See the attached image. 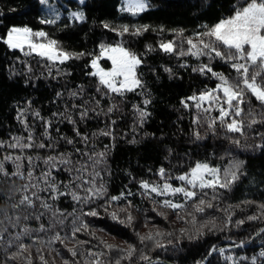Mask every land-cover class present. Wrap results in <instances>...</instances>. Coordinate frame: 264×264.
<instances>
[{"label":"snow or ice","instance_id":"6c2138e0","mask_svg":"<svg viewBox=\"0 0 264 264\" xmlns=\"http://www.w3.org/2000/svg\"><path fill=\"white\" fill-rule=\"evenodd\" d=\"M39 3L46 5L48 0H39ZM79 3L84 5L85 0H79ZM150 7L147 0H124L120 12L136 17L148 11ZM0 15H3L2 11H0ZM59 19V12L53 8L49 18H41L39 23L55 25ZM69 20L84 23L86 16L83 11H74L69 14ZM102 27L114 33L119 39L115 44L101 43L98 54L69 51L63 47L60 41L51 38L47 31L34 30L26 25L8 28L4 35H0V43L5 45L9 51L19 52L23 57L36 59L38 64H42L48 69V77L52 76L53 68H55L57 76L71 75L70 72L58 65L63 66L69 61L91 56L90 63L86 67H90L92 71L87 74L97 79L96 91L102 97L109 98L111 101H114L116 97L123 100L129 93L143 97L142 107L133 105L136 126L143 127L151 116L148 106L152 103L150 95L145 93L146 85L139 72L144 61L142 55L124 46V38L125 36L140 37L148 32L162 35L167 31L173 38L160 39L155 47L152 44L146 45V52L158 51L166 56L175 57L180 61L179 67L184 69L190 67L185 58L191 57L198 62L195 66H191L192 72L216 81L214 87H206L198 94L194 93L180 101L185 110L192 111L194 109L192 116L194 139L198 141L204 138L198 130L199 127H206L207 131L213 135L216 134L217 127H219L226 134H232L226 135L225 139H228L236 147H252L250 145L242 146L241 138L247 140L249 133L257 126H264V0H243L242 3L233 4L232 11L227 17L221 18L213 25L202 24L189 35H185L186 30L182 28L165 29L163 26L153 27L149 24L139 23L113 25L110 22H103ZM204 59L208 63L203 62ZM101 60L110 62V67H103L100 63ZM217 60L226 64L231 71L225 74L223 71L214 70L212 62ZM24 63L27 65L28 73H31V65L27 61ZM163 69L168 73L169 79L175 77L172 68L163 66ZM18 74L10 72L11 76ZM39 78L37 77V79ZM31 79L32 77L29 76L26 83ZM82 92L83 87L81 86L79 90L71 91L69 95L75 99L81 97ZM62 95V93H57V97ZM88 103V101H84L83 104L74 103L71 105L72 109L78 110L79 121L69 112L67 106L65 112L52 113L53 116L59 117L73 126V132L79 141L63 135L54 138L52 136L53 121L43 117L39 110H34L32 113L34 119L40 120L43 127V132L40 134L43 139H38L25 115L27 110L17 109L16 119L27 132V136H13L11 142L8 143L0 141V148H10L19 152L17 155L6 154L0 159V176L9 179L15 177L25 181L18 190L20 199L12 205L13 209L21 207L43 209L38 214L26 215L25 220L39 221L46 214L50 213L51 215L48 228L43 223L38 229H32L25 225L14 237L16 241L20 242L11 252L8 249L13 248V243L8 241L7 248L4 249L6 258L0 264H9L10 261L21 264L22 260L24 264H34L33 245H41L36 248V258L39 260V264H50L43 254V248L47 247L50 253L54 252L56 256H62V253L53 247L56 243L64 246L72 258L71 260L63 259L62 264H124V262L127 264H141V262L143 264H161L159 259L154 260L143 248H138L131 243L127 244L125 248L99 240L98 245L93 246L99 250L84 247L90 245L91 241L78 238V233L88 232L90 228L89 223L83 217L103 219L99 208H103L110 220L127 228H133L140 245L144 247L151 245L150 251L159 249L167 251L170 245L174 248L175 244L171 239L174 236L177 241L181 239L195 241L202 239L208 232H214L218 218L205 217L208 209L215 208L224 212L226 220L220 231L225 230L231 223L234 214L230 209L239 207V205L229 204L226 208L221 209L217 202L223 199L225 193L231 192L241 175L245 174L242 171L245 161L238 158L230 159L223 168L214 166L207 161H196L180 174H173L161 166L155 174L159 178L158 180L142 179L138 181V193H133L128 189L127 192L121 191L119 195L108 196L107 185L101 172L111 174L107 167L109 145H105L104 150L98 152L75 148V153L81 157L76 160H73L72 152L49 154L46 157L38 154L33 157L26 153V150L33 149L54 151L59 141H63L67 145H75L77 142L88 145L93 139L99 137H108L115 141L114 126L117 121L111 119V114L120 111L119 104L113 102L105 110L100 107L99 100H96L95 106L91 108L85 106ZM28 107L31 108V101H28ZM101 115L108 118V123L104 128L97 129L91 136L79 130V123ZM136 126L133 127V131L136 130ZM55 131L59 133V127H56ZM257 137L264 141V131H257ZM129 143L137 144L139 141L133 137ZM255 148L264 151V142L256 143ZM168 154L169 156L172 154V149H168ZM226 155L231 154L226 153ZM36 161H42L45 165L39 174L36 173L38 166ZM6 163L12 164L13 169L6 168ZM61 171L67 172L70 176L66 184L54 175ZM172 181H177L178 184H174ZM72 185L76 187L73 188ZM41 193H47L48 196L44 197ZM136 194L151 202L153 205L151 211L157 216L167 221L169 215H172L173 223L180 222L189 227H181L178 230L179 236H176L174 231H164L159 228H156L155 231L150 230L143 235L139 231H135L136 217L133 215V210L139 211V207L133 204L128 197ZM61 197H71L74 204L80 205V215H76L75 207L71 213H65L56 207L55 203L48 202V200L59 201ZM97 201H103V204L89 207L87 211L83 210L84 205L96 204ZM121 201L124 203L121 204ZM241 203L255 204L258 210L256 214L247 217L248 221H264V203H256L251 200ZM114 205L118 207L116 210L110 211ZM68 216L73 217L70 230L66 231L64 235H61V231H54L57 226L63 229ZM9 219L11 218L9 217ZM15 219L18 222L20 216L17 215ZM150 219L145 217V227H148ZM244 223V220L236 221L237 225ZM34 231L52 232L53 234L47 240L36 237L32 239L31 244L23 243L22 236L31 237ZM260 232H264V228L260 229ZM90 234L92 239H96L94 232ZM165 237L169 238L166 243L164 242ZM3 241L4 235L0 232V243ZM68 244H71L72 247H67ZM236 247H244V242L237 244ZM215 252H219L231 264H238L233 256L224 255L225 249L223 248L212 246L207 255L211 256ZM112 253H116V255L113 256ZM138 253L139 255H137ZM78 256L80 259H77ZM259 257L264 258V250L260 251ZM239 259L248 260L249 258L240 257ZM250 259L251 264H258L256 256H252ZM51 264H55V260ZM197 264H201V262H197Z\"/></svg>","mask_w":264,"mask_h":264},{"label":"trees","instance_id":"16d2710c","mask_svg":"<svg viewBox=\"0 0 264 264\" xmlns=\"http://www.w3.org/2000/svg\"><path fill=\"white\" fill-rule=\"evenodd\" d=\"M149 1L151 7L148 11L132 17L129 14L120 12L122 0H86L84 5H81L78 0H64L67 7H63V17L55 25H42L39 23V20L43 17L39 0H0V11L3 12V15H0V35H4L6 30L12 26L26 25L33 29H44L51 38L60 41L63 47L69 51L98 54L101 43L115 44L119 39L114 33L102 27L103 22H110L113 25L120 23L149 24L153 27L163 26L165 29L182 28L186 30L185 35H189L202 24L213 25L221 18L227 17L232 11L233 4L243 2V0ZM58 4L62 7L59 2ZM78 10L85 13L86 21L84 23L69 20V11ZM172 38L167 31L162 35L148 32L140 37L125 36L124 38V46L142 55L144 61L139 68V72L142 74L141 79L146 85L145 93L150 95L152 103L148 106L151 116L143 127L136 126L133 111V105L143 106V97L135 93L127 94L123 100L116 97L114 101H111L109 98L102 97L96 91L97 79L87 74L92 71L90 67H86L90 63L91 56L69 61L63 66L58 65V67L70 72L71 75L57 76L55 68H53L52 76L48 77V69L42 64H38L36 59L26 58L19 52L9 51L5 45L0 43V141L8 143L11 142L13 136H27V132L24 131L23 126L16 119L18 108L27 110L25 115L38 139H43L40 135L43 132V127L40 120L34 119L32 115L34 110H39L43 117L53 121L52 136L54 138L63 135L79 141V138L75 137L73 126L59 117L53 116L52 113L65 112L67 106L69 112L79 121L78 110L72 109L71 105L74 103L79 105L83 104L84 101H88L89 103L85 106L91 108L95 106V101L99 100L100 107L105 110L113 102L119 104L120 111L111 114V119L117 121L114 126L115 141L108 137L93 139L88 145L82 142L67 145L63 141H59L54 151L33 149L31 151L26 150V153L33 157L37 154L46 157L49 154L57 155L60 152H72V158L76 160L81 157L75 153V148L98 152L103 151L105 145H109L107 167L111 174L101 172L107 185L108 196L119 195L121 191L127 192L128 189L133 193H138V181L142 179L148 181L158 180L159 178L155 174L161 166H164L173 174H180L196 161H207L222 168L232 158L245 161L242 169L245 174L241 175L232 191L225 193L223 199L217 202L221 209L226 208L229 204L239 205V207L230 209L234 214L231 223L227 225L224 231H220L226 220L224 212L215 208L208 209L205 217L218 218L216 219L214 232H208L202 239L195 241L187 239L177 241L174 236L171 237L175 244L174 248L170 245L167 251L163 249L150 251L151 245L148 247L140 245L133 228H127L110 220L107 214L104 213L103 208H99L98 210L103 219L83 217L89 223L90 228L88 232L77 234L81 240H90L91 244L84 247H92L93 250H99L93 247L98 245L99 240L125 248L127 244L131 243L138 248H143L154 260H167L174 264H197V262L202 264L208 257L207 253L212 246L220 248L237 245L242 241L246 243L264 226V221L247 220L249 215L257 213L256 205L241 203L245 200L264 203V151L255 148L256 143L264 142L257 137V131H264V126H257L255 130L249 133L247 140L241 138V145H250L252 146L250 148H238L233 145L228 139H225L226 135L232 134H226L219 127H217L215 135L207 131L206 127H199L198 130L204 138L198 141L195 140L192 135L194 109L192 111L185 110L180 101L182 98L191 96L194 93L198 94L206 87H214L216 81L192 72L191 66H195L198 62L191 57L185 58L190 67L184 69L179 67L180 61L175 57L166 56L158 51L146 52V45L152 44L155 47L160 39ZM24 61L31 65V73H28ZM203 62L208 63L206 59ZM102 63L110 65V62L106 60H102ZM163 66L172 68L175 77L169 79V75L164 72ZM212 67L216 71L225 72V74L231 71L226 64L219 60L213 61ZM10 72L19 74L11 76ZM29 76L32 79L26 83ZM37 77L40 78L37 79ZM81 86L83 87L81 97L72 98L69 93L79 90ZM58 92L63 95L57 97ZM28 101H31V108L28 107ZM97 110L99 111V109ZM213 115H216V113H213ZM106 123H108V118L101 115L79 123L78 127L82 133L91 136L97 129L104 128ZM134 126H136L135 131H133ZM56 127H59V133L55 131ZM133 137L139 143H129ZM45 142L47 143V141ZM168 149H172L170 156ZM226 153L231 155H226ZM6 154L17 155L19 152L10 148H0V159ZM36 164L38 165L36 173L39 174L40 170L45 168V165L42 161H36ZM25 165L27 166L26 161ZM5 166L9 170L13 169V165L10 163H6ZM54 175L65 184L70 179L67 172L61 171L54 173ZM24 183L25 181L15 177L9 179L0 176V232L4 235V241L0 243V262L6 258L4 249L7 248L8 241L13 243V248L8 249V251L15 250L20 241H16L14 237L20 233L25 225L32 229H38L40 224L43 223L46 228L49 227L50 213L41 217L39 221L24 219L26 215L38 214L43 209L39 207L36 209L12 208V205L20 199L18 190ZM172 183L178 184L177 181H172ZM61 187L63 188V185ZM72 187L75 188L76 186L72 185ZM76 190L79 191V189ZM41 195L48 196L47 193H41ZM9 197L11 199H8ZM128 199L139 207V211L133 210V215L136 217L134 228L142 235L159 228L164 231H174L176 236H179L178 230L181 227H189L188 225H182L180 222L173 223L174 217L172 215H169L167 221L157 216L151 211L153 206L151 202L142 199L138 194L128 197ZM48 202L55 203V206L65 213H71L75 207L77 209L76 215H80L81 206L74 204L71 197H61L59 201L48 200ZM120 203L123 204L124 201ZM97 204H103V201H97L96 204L92 205H84L83 210L87 211L89 207H96ZM117 207L114 205L110 211L116 210ZM17 215L20 216L18 222L15 219ZM121 216H123V213H121ZM145 217L151 218L148 227L144 226ZM72 219V216H68L63 229L57 226L54 231H61V235H64L66 231L70 230ZM237 220H244L245 223L237 225ZM92 232L95 233L96 239H92L90 234ZM52 234V232L34 231L31 237L22 236L21 239L23 243L31 244L32 239L36 237L47 240ZM167 239L169 238H164L165 243ZM37 247H41V245H33L32 247L34 264H39V260L36 258ZM53 247L58 249L62 256H56L54 252L50 253L49 249L44 247L43 254L50 264L53 260H55V264H62L63 259H72L64 246L56 243ZM67 247H72V245L68 244ZM262 250H264V233L245 250L227 251L224 254L239 258L248 257V260H241L244 263H250V258L256 256L258 263L264 264V258L259 257ZM112 255L114 256L116 253H112ZM77 259H80V257L78 256ZM220 262L222 261L218 255L210 264H225ZM9 264H15V262L10 261ZM21 264H24L23 260ZM124 264H127V262H124Z\"/></svg>","mask_w":264,"mask_h":264},{"label":"rangeland","instance_id":"374dc122","mask_svg":"<svg viewBox=\"0 0 264 264\" xmlns=\"http://www.w3.org/2000/svg\"><path fill=\"white\" fill-rule=\"evenodd\" d=\"M60 3H61V5H62V7H67L66 6V4H65V2H64V0H58ZM79 1V0H78ZM86 1V0H85ZM147 2L149 3V5H150V1L149 0H147ZM123 4H124V0H122V4H121V7H123ZM61 6H59V4H58V2L57 1H55V0H48V3L46 4V5H41V8H42V13H43V17L42 18H49V16H50V13H51V11H52V9L54 8V9H56L58 12H59V14H60V19L63 17V8H62ZM120 7V8H121ZM78 11H80V10H78ZM71 12H74V11H69V13H68V16H69V14L71 13ZM127 14V13H126ZM59 19V20H60ZM58 20V21H59ZM57 21V22H58ZM72 21V20H71ZM34 30H44V29H34ZM45 31V30H44ZM100 63H101V65L103 66V67H105V68H108V67H110V65H104L103 63H102V60L100 61ZM235 251V250H234ZM219 255V254H218ZM217 255V256H218ZM225 256H227V255H225ZM237 261H238V263L239 264H251V262L250 263H244V262H241V260L239 261V257H235V256H233ZM215 258V257H214ZM213 258V259H214ZM212 259V260H213ZM211 260V261H212ZM221 260H222V258H221ZM211 261L209 262V264L211 263ZM223 263H225V264H231V262H229V261H222ZM222 262H220V263H222ZM261 263V262H260ZM260 263H258V264H260ZM216 264V263H215Z\"/></svg>","mask_w":264,"mask_h":264},{"label":"water","instance_id":"95a60500","mask_svg":"<svg viewBox=\"0 0 264 264\" xmlns=\"http://www.w3.org/2000/svg\"><path fill=\"white\" fill-rule=\"evenodd\" d=\"M262 228H264V226ZM263 233L264 232H260V230H259L248 242L244 243V247H236V245H233V246H224V247H220V248L225 249V252L234 251V250H245L246 248L251 246ZM218 254H219V252L212 253V255L208 256L202 264H209V262L214 257H216ZM159 261L161 262V264H174V263L167 261V260H159Z\"/></svg>","mask_w":264,"mask_h":264},{"label":"built area","instance_id":"2783aa9c","mask_svg":"<svg viewBox=\"0 0 264 264\" xmlns=\"http://www.w3.org/2000/svg\"><path fill=\"white\" fill-rule=\"evenodd\" d=\"M224 255H225V254H224ZM219 257H220V260H221V258H222V260H221V261H225L224 257H223V256H221L220 254H219ZM260 264H262V263H260Z\"/></svg>","mask_w":264,"mask_h":264},{"label":"bare ground","instance_id":"6f19581e","mask_svg":"<svg viewBox=\"0 0 264 264\" xmlns=\"http://www.w3.org/2000/svg\"><path fill=\"white\" fill-rule=\"evenodd\" d=\"M57 2H59L58 0H56ZM60 3V2H59ZM61 4V3H60ZM63 8V7H62Z\"/></svg>","mask_w":264,"mask_h":264}]
</instances>
